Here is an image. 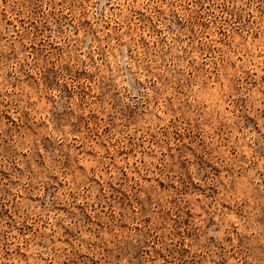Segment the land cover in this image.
<instances>
[{
  "label": "rangeland",
  "instance_id": "rangeland-1",
  "mask_svg": "<svg viewBox=\"0 0 264 264\" xmlns=\"http://www.w3.org/2000/svg\"><path fill=\"white\" fill-rule=\"evenodd\" d=\"M0 264H264V0H0Z\"/></svg>",
  "mask_w": 264,
  "mask_h": 264
}]
</instances>
